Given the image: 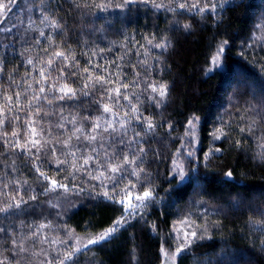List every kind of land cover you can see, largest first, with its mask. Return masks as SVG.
<instances>
[{
	"label": "trees",
	"instance_id": "trees-1",
	"mask_svg": "<svg viewBox=\"0 0 264 264\" xmlns=\"http://www.w3.org/2000/svg\"><path fill=\"white\" fill-rule=\"evenodd\" d=\"M101 2L18 0L3 25L11 28V33H0V97L5 92L21 91L31 99L33 89L39 87L33 83V78H39V69L47 66L45 62L52 53L66 50L78 62V68H69V72L82 73L88 67L92 75H103L113 81L104 85V89L119 86L115 83L118 78L130 85L124 94L131 97V105L139 108L133 114L129 101L121 99L115 109L118 116L103 114L100 105L111 101L99 85L90 89L88 97L67 103L47 105L41 100L29 106L21 97L26 110L35 111L39 106L50 114L38 118L36 126L44 129L43 139L52 142L59 158L69 161L73 157H65L64 153L72 149H62L55 142L63 141L74 128H84L87 132L97 116L116 121L117 128L120 119L128 120L123 145L117 135L116 143L109 146V134L103 133L104 148L98 147L99 141L91 146L81 142V152L87 154L90 147L96 146L101 160L105 151L109 155L119 152L115 156L117 160L124 153H135L140 159L132 167L144 171L139 180L125 173L119 187L132 180L139 192L148 187L154 189V199L146 208L110 241L90 246V250L78 254L75 258L78 264H160L161 243L166 241L164 246H177L172 228L186 217L205 229L201 234L206 238L197 240L182 253L177 264H264V232L256 228V223L264 220L257 212V209L264 210V159L261 158L264 150L260 147L264 143V107L260 103L264 100V40L257 39L264 35V30L256 27L264 18V0H234L232 6L223 11L218 9L216 14L173 10L175 0H155L168 5L160 9L153 6L152 0L147 3L132 0L122 8L115 5L123 0H111L107 10L99 11L95 4ZM85 3L90 6L84 7ZM45 8V14L62 26L59 34L48 22H42L41 12ZM184 24L191 27L185 30ZM149 39L151 44L147 42ZM165 41L166 48L154 46ZM223 41L228 43L222 54V67L216 68L211 64V56ZM29 59L33 64L27 63ZM89 60L91 65L87 63ZM63 63L57 59L56 69ZM97 64L101 66L99 70L94 67ZM210 67L212 71L206 72ZM56 75L57 70H52L49 82H54ZM13 80L21 83L14 84ZM64 82L74 88L84 83L79 76L70 75L59 81ZM148 83L167 84L166 97L160 101L147 88ZM27 84L32 87L27 88ZM61 108L65 120L60 119ZM125 112L129 113L127 117L123 115ZM14 114L21 116V121L16 123L22 127L24 114ZM193 115L200 118L196 126L198 142H193L198 171L195 179L177 190L176 181L169 183L171 162ZM136 116L150 118L155 127L147 130ZM59 123L64 127L58 128ZM219 129L227 135L214 141L213 133L219 135ZM0 131L11 132L12 126ZM135 133L140 136L135 137ZM236 141L240 142L239 146ZM77 143L73 139L72 144ZM140 148L145 151L140 153ZM216 148L221 151L214 152L205 161L204 154ZM13 161L15 171L11 167ZM56 167L54 161L49 164L45 160L42 170L64 182L72 170L71 163L59 173ZM93 167L90 165L89 170ZM228 171L233 173L231 179L224 175ZM76 176L72 181L77 185L75 190L45 192L46 182L38 180L26 157L0 146V193L11 195L19 188L26 201L14 210L16 215L0 220V226L10 234L0 233V259L7 257L11 264H41L63 252L65 246L42 243L41 239L25 240L40 224L51 225L42 230L41 237L46 234L49 240H61L67 238L66 230H74L75 234L100 232L122 215L121 205L99 195L104 191L100 181L90 180L83 171ZM5 183H9L7 189L3 187ZM105 183L109 182L105 180ZM31 196L37 199H29ZM237 200L241 203L234 206ZM3 202L4 197L0 196V206ZM10 236L24 240L28 252L13 258L16 250Z\"/></svg>",
	"mask_w": 264,
	"mask_h": 264
},
{
	"label": "snow or ice",
	"instance_id": "snow-or-ice-1",
	"mask_svg": "<svg viewBox=\"0 0 264 264\" xmlns=\"http://www.w3.org/2000/svg\"><path fill=\"white\" fill-rule=\"evenodd\" d=\"M144 2L147 3L148 0H144ZM152 2L153 6L157 9L168 7V5L164 3H155V0H152ZM233 2L234 0H175V9L173 10H187L188 12H198L201 14L207 11L216 14L218 9L223 11L225 7L232 6ZM17 3L18 0H0V33H11L12 29L5 28L3 25L7 21L9 13L12 11V6ZM129 3H132V0H123V3L116 4L115 7L122 8ZM201 4H203V6H201ZM76 6L80 7L81 5L77 4ZM83 6L89 7L90 5L85 3ZM110 6L111 0H102L101 3L95 4V7L99 11H105ZM46 11L47 9L45 8L41 12V15L43 16L42 22H48L53 29L57 30V34H59V30L62 26L56 19H51L47 14H45ZM180 14H183V12ZM13 27H15V25H13ZM190 27L191 26L189 24L183 25L185 30H188ZM256 27L264 30V18H262V22L257 24ZM40 36H44V33L40 32ZM257 39L264 40V35L257 37ZM147 42L149 44L152 43L150 39ZM227 43V41H223L217 47L215 53L211 56V64L216 68L222 67V54L225 51ZM154 46L157 48H166L167 41ZM141 47L143 46L141 45ZM44 51L47 52V49ZM92 55H96V53L93 52ZM137 55H139V53H137ZM57 59H62L64 61L63 65L58 69H56ZM27 63L31 65L33 64V61L29 59ZM45 63L47 66L39 69V78H33V83L37 84L39 87L38 89H33L31 99H28L25 92L21 91H15L11 94L5 92L2 97H0V129L9 125L12 126L11 132L0 131V146H3L6 151L18 153L20 156L26 157V161L31 163L32 169L37 174L38 180L46 182V187L44 188L45 192H52L59 189H62L65 192L75 190L77 185L72 183V181L77 179L76 173L83 171L86 172L90 180L100 181L104 191L99 193V195H103V197L108 201L119 204L123 208V214L118 219L114 220L111 226L103 232L94 234L90 237L81 238L75 234L74 230H66L67 239L49 240L46 234H43L41 237L42 230L50 228V224H40L37 226L36 231H32L30 235L26 236L25 240L35 241L37 239H41L42 243L61 246L66 245L65 250L58 253L57 257L42 261L41 264H78L75 259L78 254L90 250V246L102 245V243L110 241L123 225L127 224L131 218L138 215L141 209L146 208L148 202L154 199V189L152 187H148L145 188L142 193L134 194L137 184L133 183L132 180H128V183L123 187H119L120 182L125 179V173L136 177L137 180H139L144 171L141 168L132 167L133 165H137V161L140 159V157L135 153H124L122 158L117 160L115 156H119V152L115 153V155H109L105 151L104 159L101 160L99 157L98 147L101 149L105 147V144L103 143V133L109 134V146L116 143L117 135H120V144H124L123 135H126L124 129L129 123L126 119H120L118 121L119 128H117L114 127V123H116V121L107 119L106 117L97 116L92 121V128L87 130V132L84 128H74L72 134L67 136L63 141L57 140L55 142L60 144L62 149H72L71 151L64 153V155L65 157L71 156L73 159L72 161H69L67 158H59L56 147L51 146L52 142L43 139L44 129L36 126L38 118L42 119L44 117H48L50 114L43 112L39 106H37L35 111L26 110L24 103L21 102L22 96L25 100H27L29 106L41 100L47 105H53L56 102L67 103L69 101H78L81 97H88L91 94L90 89L99 85L101 86L102 93L107 96L109 101H111V103H103L100 105L103 114L118 116L119 113L115 109L121 99L129 101L128 107L131 113H138L139 108L136 105H131V97L124 94V91L129 88L130 85L124 84L118 78L115 83L119 86L104 89V85L111 84L113 81H110L103 75H92L88 67H85L82 73H78L77 71L69 72V68H78V62H76L75 56H70L66 50L55 51ZM87 63L91 65V60ZM113 64L115 65V62H113ZM94 67L98 70L101 68L99 64L94 65ZM52 70H57V75L54 78V82H49L52 80ZM0 71H2V69H0ZM104 71H107V68H105ZM211 71V67L206 70V72ZM26 75L29 74L26 73ZM69 75L79 76V78L84 81L83 85L79 88H74L67 82L59 83L61 80H66V77ZM12 83L20 84L21 82L13 80ZM45 84H48V86L45 87ZM31 87V84H27V88ZM147 88H150L152 93H156L160 101L166 97L168 92L167 84L148 83ZM49 94H51V96H49ZM253 96L255 97L254 93ZM96 103L100 102L96 101ZM260 103L262 107H264V100H261ZM121 107H123V105H121ZM14 112L24 114L25 119L22 122V127L18 126L16 123L21 121V116L14 114ZM62 112L63 109L61 108L60 119H67L62 115ZM123 115L124 117H127L129 113L125 112ZM135 118L149 131L155 127L150 118H142L141 116H136ZM84 119L87 120L88 117H84ZM102 119L103 125L101 123ZM199 119V117L193 115L188 120L185 131V137L187 140L185 141L182 138V147L177 149V154L173 159V165L169 172L171 177L169 183L173 180L176 181L174 188H177V190H179V186L184 185L186 182L190 183L196 178L195 173L198 171L197 165H193L190 170H186L184 159L191 160L194 155L195 145L193 142H198L196 126L199 123ZM74 120L75 117H73V121ZM56 126L58 128H63L64 124L59 123ZM217 131H219V135L215 132L213 133L214 141L220 140L222 137L227 135L222 129ZM241 131L243 132L245 129H241ZM139 136L140 133H135V137ZM73 139L78 142L76 145L72 144ZM98 141V147H90L87 154L81 152V147L83 146L81 142L91 146L97 144ZM133 142H135V140ZM236 143L237 146H239L240 142L236 141ZM189 145L191 147H187ZM186 147L187 150H185ZM260 147L264 150V143H262ZM144 151L145 150L143 148L139 149L140 153H143ZM219 151H221L219 148L210 149L209 152L204 154L205 161L214 152ZM78 152H81L79 157H77ZM49 153H51L50 156ZM181 156H183L184 159H181ZM261 158L264 159V152L261 153ZM45 160H47L49 164L54 161L57 166L56 171L58 173L65 171V165L71 163L72 170L64 177V182H61L58 177H50L46 171L42 170ZM15 164L16 162L13 161L11 165L13 171H15ZM90 165L94 166L91 170H89ZM129 168H131V171H128ZM224 175L226 178L231 179L233 173L232 171H228ZM105 180L109 183H105ZM9 183L15 185L21 184L20 181H10ZM9 183H5L3 187L7 189L9 187ZM23 184H27V181H24ZM109 184L111 185L110 190ZM25 191H27V189H25ZM0 196L4 197V202L2 203V206H0V220H6L9 216L16 215L17 212L14 210L20 209L21 205L26 203L23 196L19 193V188L16 189L14 194L8 195L6 193H0ZM29 199L36 200L37 197L31 196ZM240 203L241 201L237 200L234 206H239ZM257 212L261 216H264V210L257 209ZM29 228L31 229V226H29ZM155 228L156 225H153L154 230ZM256 228L259 231L264 232V220L258 221L256 223ZM203 231H205V229H200V226L196 225L190 217H186L185 219L179 221L178 224H174L172 233L175 236L177 246L174 251H170L164 247V243H166V241L161 243V264H177V258L182 253H185L187 249L197 242V240L206 238L201 234ZM0 233H3L6 236L10 235L7 228L3 226H0ZM10 239L13 249L16 250L13 253V258L17 254H26L28 252V248L26 247L24 240L18 241L14 236H10ZM0 264H11V261L5 257L4 259H0Z\"/></svg>",
	"mask_w": 264,
	"mask_h": 264
},
{
	"label": "rangeland",
	"instance_id": "rangeland-1",
	"mask_svg": "<svg viewBox=\"0 0 264 264\" xmlns=\"http://www.w3.org/2000/svg\"><path fill=\"white\" fill-rule=\"evenodd\" d=\"M185 141L187 140V138L185 137V135L182 137ZM182 147V141H181V144H180V146L178 147V149L179 148H181ZM187 147H191L190 145L189 146H187ZM187 147L185 148V150H187ZM177 154V151L175 152V154H174V156H173V159H174V157H175V155ZM181 159H184L183 158V156H181L180 157ZM173 159H172V162H171V168H172V165H173ZM196 162H197V159H196V151H194V155H193V157L191 158V160H187V159H184V165H185V169L186 170H190L191 169V167L193 166V165H196ZM136 193H142V192H139V191H137V190H134V194H136ZM142 210V209H141ZM140 210V211H141ZM123 214V213H122ZM118 219V218H117ZM133 218H131L130 220H132ZM129 220V221H130ZM111 226V225H110ZM124 226V225H123ZM122 226V227H123ZM121 227V228H122ZM108 228V227H107ZM107 228H105V229H107ZM105 229H103L102 231H100V232H97V233H94V234H99V233H101V232H103ZM93 233L91 234V233H89V234H76L77 236H80L81 238H86V237H90V236H92V235H94ZM68 238V237H67ZM66 238V239H67ZM65 247H66V245H65ZM165 248H167V249H169L170 251H174L175 250V248L176 247H170V246H164ZM160 264H161V261H160Z\"/></svg>",
	"mask_w": 264,
	"mask_h": 264
}]
</instances>
